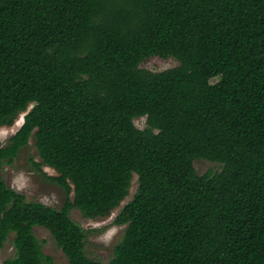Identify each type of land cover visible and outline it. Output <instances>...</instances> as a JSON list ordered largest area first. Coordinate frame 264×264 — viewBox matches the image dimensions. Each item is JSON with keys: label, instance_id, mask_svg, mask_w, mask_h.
<instances>
[{"label": "trees", "instance_id": "1", "mask_svg": "<svg viewBox=\"0 0 264 264\" xmlns=\"http://www.w3.org/2000/svg\"><path fill=\"white\" fill-rule=\"evenodd\" d=\"M152 56L179 64L143 68ZM22 112L0 164L33 137L66 200H28L0 175L2 264L53 263L35 226L70 264H264V0H0V125ZM198 159L222 168L199 174ZM134 174L124 235L94 260L71 211L109 216Z\"/></svg>", "mask_w": 264, "mask_h": 264}, {"label": "rangeland", "instance_id": "2", "mask_svg": "<svg viewBox=\"0 0 264 264\" xmlns=\"http://www.w3.org/2000/svg\"><path fill=\"white\" fill-rule=\"evenodd\" d=\"M258 50V54H262ZM179 61L174 57L164 58L161 56H152L142 62L143 68L152 71H163L175 67ZM220 78L214 77L211 83H216ZM33 104L28 108L30 110ZM26 112H22L17 117L15 123L11 126L0 125V145L7 144L9 138L20 128L23 123ZM135 124L139 128L146 127V117L135 119ZM33 161H41L38 154L35 139L32 137L29 144L25 146L18 154L13 163L2 162L0 164V175L4 181L15 190L24 193L28 200L39 201L46 205L61 208L66 200V194L62 187L49 181L33 164ZM194 165L199 174L215 172L222 168L218 162L206 159H198ZM44 172L49 175H57L55 169L42 166ZM138 187V175L134 174L130 193L124 199L120 206L115 208L109 216L88 218L78 209L71 211V217L74 221L83 226L87 231L86 254L101 262H109L114 255V248L124 235L125 225H118L114 222L115 217L121 207L130 201ZM70 197L73 198V192ZM34 233L41 242L43 252L53 259L51 264H70L62 249L57 245L51 232L43 226H35ZM14 234H11L9 240L0 248V264L7 258L14 256L15 248L13 246Z\"/></svg>", "mask_w": 264, "mask_h": 264}, {"label": "water", "instance_id": "3", "mask_svg": "<svg viewBox=\"0 0 264 264\" xmlns=\"http://www.w3.org/2000/svg\"><path fill=\"white\" fill-rule=\"evenodd\" d=\"M27 112H28V111H27ZM27 112H26V113H27ZM26 113H25V114H26Z\"/></svg>", "mask_w": 264, "mask_h": 264}]
</instances>
